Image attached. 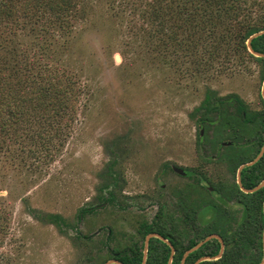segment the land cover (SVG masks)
<instances>
[{
    "label": "rangeland",
    "instance_id": "rangeland-1",
    "mask_svg": "<svg viewBox=\"0 0 264 264\" xmlns=\"http://www.w3.org/2000/svg\"><path fill=\"white\" fill-rule=\"evenodd\" d=\"M245 1L251 20L264 14V0ZM130 2L143 0H78L60 33L45 18L13 16L0 23V89L5 97L16 99L12 96L26 88L27 78L40 76L60 82L61 76H70L76 94L73 121L59 141L54 138L48 145L47 158L26 157L21 165L22 144L12 140L2 148L0 142V214L6 216L0 264H101L114 243L134 236L135 223L151 221L160 206L175 218L176 193L189 199L190 208L212 203L219 209L209 187L236 182V174L215 157L208 159L214 156L211 145L226 136L210 131L198 151L199 128L189 114L206 87L219 97L237 95L251 111L263 110L258 63L236 57L233 46L215 47L228 27L217 20L216 41H208L201 53L207 62L203 75H189L182 70L195 65L168 60L167 31L146 32L156 27L147 23L141 29L138 17L129 15ZM177 17L175 12L162 21ZM171 48L180 49L176 43ZM24 145L33 148L28 140ZM112 160L118 174L115 199L96 207ZM171 166L196 175L183 178ZM199 177L204 178L201 184ZM91 206L95 212L78 221L80 210ZM212 207H206L208 213ZM234 208L230 217L236 221L240 208ZM45 214H59L72 226L60 233L36 217ZM218 218L214 212L209 231L219 230L211 227ZM107 228L113 235L109 247L101 244ZM182 233L185 243L190 235Z\"/></svg>",
    "mask_w": 264,
    "mask_h": 264
},
{
    "label": "trees",
    "instance_id": "trees-1",
    "mask_svg": "<svg viewBox=\"0 0 264 264\" xmlns=\"http://www.w3.org/2000/svg\"><path fill=\"white\" fill-rule=\"evenodd\" d=\"M77 1L0 0V23L6 19L8 22L12 21L13 16L16 19L45 18L48 27L55 30L59 27L57 31L60 33L62 29H66L69 22L68 13L71 12L69 15L71 16L76 10ZM83 2L84 0H80V3ZM130 5L129 15L132 18L138 17L142 22L141 29H145L147 23L148 26L156 27H150L151 30L146 32H151L152 29L167 31L170 42L168 60L177 58L181 62L190 61L196 68L191 66L182 71L193 76L203 75L207 62L202 58L201 53L208 41L211 43L216 41L214 31L216 21L224 20L228 27L215 47L220 48L223 43L227 47H234L236 57L243 58L245 55L252 58L259 65L258 73L261 81L264 80V58L255 57L247 51L246 46V41L252 34L264 30V14L260 13L256 21L251 20L245 0H143L141 3L130 2ZM175 12L178 15L177 19L162 21L167 15ZM132 18H129V21ZM231 25H236L238 29L232 30L229 27ZM174 43L180 47L179 50L171 48V44ZM250 47L254 52L264 54V34L251 39ZM164 48L166 49L167 45ZM225 56L226 60H229V55L225 54ZM181 62L178 60V63ZM169 64L172 65L171 62ZM63 77L62 82L57 81V77H53L52 81H47L48 78L42 76L39 79L29 77L26 88H23L20 95L12 96L16 99L5 97L2 94L3 90L0 89L1 146L4 148L7 142L12 140L20 142L21 165L25 163L26 157L32 156L39 161L43 160L42 157L47 158L50 151L48 145H52L53 139H58L61 132L73 121L76 100L74 85L70 76L60 78ZM10 78L11 76L7 80ZM261 103L264 106L262 98ZM189 117L199 128L196 144L198 151L203 147V142L206 136L210 135V131L215 130L226 136L223 141H229L230 145L222 147L218 143L212 144L211 146L215 145L214 156L208 155L210 157L208 159L216 158L217 162L222 163L233 175L241 165L253 161L263 147L264 109L249 110L237 95L219 97L206 87L202 100ZM21 137L33 143V148H25L24 140H19ZM14 154L15 152L12 155ZM12 155L11 159L14 160ZM115 166L114 160L106 166V177L99 188L100 203L96 207L112 203L115 199L118 182V174L113 171ZM199 180L202 179L197 178V184ZM262 180H264V152L254 164L244 166L240 171V182L244 189L250 190ZM214 191L222 206L219 209L212 207V203L204 206L205 208L194 206L190 214L185 213L180 220L173 221L162 208L151 222L135 223L134 236H130L124 244L114 243V247L108 249L109 256L101 264L108 259H114L120 264H142L144 239L151 233L159 234L170 242L174 249L171 264H180L183 259V264H259L263 256L264 186L255 192L245 194L240 191L236 183L232 185L219 183L213 187ZM209 194L211 195V192ZM1 199L2 197H0V205L1 201L3 202ZM23 201L25 202L24 199ZM207 206L213 208L210 209V213ZM235 206L240 208L236 221L230 217L232 216L230 212L235 211ZM96 207L81 209L77 220L80 221L86 214L94 213ZM214 212H218L219 218L218 223L211 227L216 226L219 230L209 231L210 227L208 228L207 225L212 221ZM36 217L40 222L54 226L60 233H64V228L72 226L59 214ZM4 218H6L5 213L1 211L0 221L3 220V225L1 226L0 223V234L6 229ZM182 232L192 235L185 243L180 240ZM212 234L218 235L223 242V251L219 257L221 245L217 239H211L184 255L186 251ZM112 236L110 228H107L105 241L101 244L109 247ZM82 238L88 240L90 236ZM170 253V246L153 237L148 242L144 264H167ZM199 259L202 260L198 261Z\"/></svg>",
    "mask_w": 264,
    "mask_h": 264
},
{
    "label": "water",
    "instance_id": "water-1",
    "mask_svg": "<svg viewBox=\"0 0 264 264\" xmlns=\"http://www.w3.org/2000/svg\"><path fill=\"white\" fill-rule=\"evenodd\" d=\"M262 34H264V30H263V31H260V32H257V33H255V34H252V35L247 39V41H246V46H247L249 52H250L252 55H254L255 57H258V58H264V54H260V53H256V52H254V51L251 49V47H250V41H251V39H253V38H255V37L259 36V35H262ZM116 60H118V57H117V56H116ZM261 95H262V98H263V100H264V80H263V83H262V91H261ZM263 152H264V144H263V147H262V149L260 150L259 154L256 156V158H255L253 161H251V162H249V163H246V164H244V165H241V166L237 169V184H238V186H239V189H240L242 192H244V193H252V192H255L256 190H258V189H260L261 187L264 186V180H262V181H261L257 186H255L254 188H252V189H250V190H246V189H244V188L241 186V183H240V171H241V169H242L244 166H250V165L254 164L257 160H259V158L262 156ZM173 169H174L175 172L182 174V171H181L180 169H178V168H173ZM263 214H264V202H263ZM151 237H157V238H159V239L165 241L162 237H160V236L157 235V234H150V235H147L146 238H145V242H144V249H145V251H144V255H145V253H146L147 242H148V240H149ZM211 239H217V240L220 242V244H221V249H220V252H219V255H218V257H219L220 254H221L222 251H223V243H222V240L220 239V237H219L218 235H209V236H207L203 241L199 242L196 246H194L193 248H191V249H190L185 255H187V254L190 253L191 251H193V250L199 248L203 243H205V242H207V241H209V240H211ZM165 242H166V241H165ZM168 244H169V243H168ZM201 260H202V259H199L198 261H201ZM198 261H197V262H198ZM197 262H196V263H197ZM112 263H116V264H118L116 261H107L105 264H112ZM142 264H144V262H142ZM169 264H170V262H169ZM259 264H264V230H263V256H262V260L260 261Z\"/></svg>",
    "mask_w": 264,
    "mask_h": 264
},
{
    "label": "flooded vegetation",
    "instance_id": "flooded-vegetation-1",
    "mask_svg": "<svg viewBox=\"0 0 264 264\" xmlns=\"http://www.w3.org/2000/svg\"><path fill=\"white\" fill-rule=\"evenodd\" d=\"M263 99V98H262ZM217 144V143H216ZM218 144H220L222 147H225V146H228V145H230V142L229 141H221V142H218ZM244 165V164H243ZM173 168H177V167H174V166H171L170 167V170L172 171V172H174L175 174H177V175H179V176H181V177H183V178H188V179H193V177L196 175V173L194 172V171H190V170H186V169H181V168H178V169H180L181 171H182V174H180V173H177V172H175L174 171V169ZM229 172V171H228ZM230 173V172H229ZM231 174V173H230ZM236 177H237V171H236ZM232 175V174H231ZM202 179V180H199L200 182V184H201V182L203 181V179L204 178H202V177H199V179ZM197 182V181H196ZM221 183H223V182H221ZM236 184H237V179H236V182H235ZM241 183V182H240ZM224 185V184H223ZM237 186H238V184H237ZM242 186V185H241ZM163 187V186H162ZM202 187L203 188H207V187H205V186H203L202 185ZM238 188H239V186H238ZM247 190V189H246ZM209 191L211 192V194H213V196L216 194L215 193V191L213 192V187H212V189L209 187ZM241 191V190H240ZM242 192V191H241ZM244 193V192H243ZM245 194H247V193H245ZM176 198H177V205H176V208H175V212H174V217L175 218H173L171 215H169V213H168V211H166V209H165V207L164 206H160L159 207V209L157 210V212H156V214L158 213V211L160 210V209H164V211H165V213L167 214V215H169L172 219H173V221H178V220H180L184 215H185V213H186V215H188V214H190V212H191V205H190V202H189V199H186V201H185V197L182 195V194H178V193H176ZM187 198H188V196H187ZM155 214V215H156ZM155 215H154V217H155ZM153 217V218H154ZM152 218V219H153ZM149 222H151V221H149ZM151 234H156V233H151ZM148 235H150V234H148ZM157 235H159V234H157ZM190 235V237H192V235L191 234H189ZM212 235H216V234H212ZM147 236V235H146ZM146 236H145V238H146ZM160 236V235H159ZM160 237H162V236H160ZM151 238H153V237H151ZM150 238V239H151ZM155 238H157V237H155ZM163 239H164V237H162ZM149 239V240H150ZM159 239V238H158ZM221 239V238H220ZM149 240H148V242H149ZM161 240V239H160ZM165 241H163V240H161V241H163L164 243H166L168 246H170V248H171V255H170V258H169V260H168V263L167 264H169V262H170V264H171V262H172V255L174 254V249L171 247V244H170V242L168 241V240H166V239H164ZM187 241V240H186ZM185 241V242H186ZM203 241V240H202ZM144 242H145V239H144ZM148 242H147V246H148ZM219 242V241H218ZM169 243V244H168ZM206 243V242H205ZM220 243V242H219ZM223 243V242H222ZM221 245V244H220ZM221 249V248H220ZM144 251H145V249H144ZM144 251H143V262H144V259H145V257H146V253H145V255H144ZM189 251V250H188ZM188 251H186L185 252V254L188 252ZM146 252H147V247H146ZM184 254V255H185ZM186 256V255H185ZM107 261H116V260H114V259H108ZM106 261V262H107ZM105 262V263H106ZM118 264H120L118 261H116ZM184 263V259L181 261V263L180 264H183ZM112 264H116V263H112Z\"/></svg>",
    "mask_w": 264,
    "mask_h": 264
}]
</instances>
